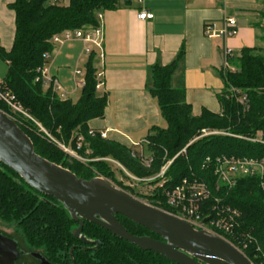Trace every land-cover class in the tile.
I'll use <instances>...</instances> for the list:
<instances>
[{
    "label": "trees",
    "instance_id": "16d2710c",
    "mask_svg": "<svg viewBox=\"0 0 264 264\" xmlns=\"http://www.w3.org/2000/svg\"><path fill=\"white\" fill-rule=\"evenodd\" d=\"M120 3L130 0H70L67 6L52 5L50 0H15L10 8L16 15V31L12 49L6 52L0 45V59L8 65L7 74L0 87L16 96L35 122L14 115L6 104L0 110L13 117L31 139L36 153L44 159L70 170L84 180L101 176L112 181L134 197L143 198L151 205L176 214L166 204L161 190L144 196L133 188L114 181L109 163L113 159L138 179L155 176L164 159H173L185 147L166 175L168 187L173 188L183 179L215 185L212 172L202 169L206 158L235 156L264 160V50L244 49L232 61L237 72L225 77V90L220 95V114L203 110L194 116L186 101L184 89L172 86V80L184 60L182 49L168 66L155 65L150 69V95L157 101L165 129L153 128L146 140L147 151L153 164L147 169L132 156L133 150L118 143L88 135V123L105 114L107 98L96 90L95 54L85 64V85L78 99L61 100L51 89H44L38 69L45 64L43 56L52 53V38L65 31L95 28L98 14L113 11ZM260 21L256 25L264 32V0H261ZM247 97V105L239 104L237 95ZM234 94V93H233ZM65 145L75 147V136L85 137L78 154L88 160L83 163L64 153L51 142L40 127ZM203 130H216L231 135H211L199 138ZM258 134L262 142H253ZM199 138V139H198ZM258 178H242L229 193L227 203L242 214V233H250L264 248V199ZM153 184H156L153 183ZM214 191V190H213ZM160 201L157 204L156 201ZM120 223L134 236L161 238L125 217L117 216ZM0 222L21 234L33 250L43 253L52 264H176L153 252H145L123 241L101 227L85 222L82 236L97 245H84L73 231L79 227L64 207L53 198L31 189L16 173L0 163ZM231 242L235 243L233 240ZM74 248L72 255L71 249ZM264 251V250H263ZM253 264H264V253L255 256L253 247L245 252ZM72 256V258H71Z\"/></svg>",
    "mask_w": 264,
    "mask_h": 264
},
{
    "label": "crops",
    "instance_id": "0c3cea01",
    "mask_svg": "<svg viewBox=\"0 0 264 264\" xmlns=\"http://www.w3.org/2000/svg\"><path fill=\"white\" fill-rule=\"evenodd\" d=\"M15 0H0V45L9 52L14 44L16 15L10 8ZM70 0H62L67 6ZM149 21L137 18L141 6L120 3L113 11L102 13V36L90 45L94 66L103 73L104 87L98 95L107 98L105 114L88 123V129L105 132L109 141L133 151L144 144L153 128L167 127L157 101L150 95V69L168 66L183 49L184 60L172 80L176 89H184L194 116L203 110L222 112L219 101L225 90L222 76L226 48L234 59L244 49L264 50V32L257 28L261 0H144ZM225 18L237 22V34L228 39H209L206 25H222ZM81 42L55 46L48 63L51 77L57 80L69 98L78 99L74 71H85L88 57ZM0 59V84L8 65ZM147 152V148L144 149ZM149 154V153H147Z\"/></svg>",
    "mask_w": 264,
    "mask_h": 264
},
{
    "label": "water",
    "instance_id": "95a60500",
    "mask_svg": "<svg viewBox=\"0 0 264 264\" xmlns=\"http://www.w3.org/2000/svg\"><path fill=\"white\" fill-rule=\"evenodd\" d=\"M0 163L34 191L59 202L79 224L73 234L84 245H97L95 249L101 245L81 235L85 222H89L142 251L153 252L176 264H253L224 239L195 230L186 221L132 196L109 180L98 176L84 180L39 156L17 122L1 110ZM117 216L125 217L161 240L132 235ZM72 263L75 264L73 260Z\"/></svg>",
    "mask_w": 264,
    "mask_h": 264
},
{
    "label": "built area",
    "instance_id": "2783aa9c",
    "mask_svg": "<svg viewBox=\"0 0 264 264\" xmlns=\"http://www.w3.org/2000/svg\"><path fill=\"white\" fill-rule=\"evenodd\" d=\"M130 1L136 2L138 5L141 6V10L137 14V18L139 20L149 21L154 18L153 14L145 10L144 0ZM209 1L214 2L215 0ZM50 4L62 5V0H50ZM97 17L100 20L102 18V14H98ZM102 32V27L99 24L95 28L65 31L61 34L55 35L52 38L51 42L54 47L70 42H81L84 46L83 53L87 57H89L92 54V48H90V45L93 44L96 46H100L97 40L102 36ZM236 34L237 22L233 18H225L221 26L216 23H211L206 25L204 28V35L209 39H228L234 37ZM43 59L45 61V64L42 68L38 69V73L40 76L36 79V81H42L44 89H51L52 92L57 95L59 99L63 101L68 100V94L60 86L57 80L51 77L50 75L48 63L51 59V53H45ZM233 60L234 56L232 54V51L226 48L224 53L222 76L225 77L229 73L237 72V68L232 63ZM103 76V73L96 74L97 91L102 90V88L104 87ZM84 77L85 71L79 69H76L74 71V83L76 88H80L82 90L83 86L85 85ZM230 92L233 96L237 95L239 104L243 106L247 105V97L245 95H238V92H236L233 88L230 89ZM0 102L6 104L14 115L22 116L26 119L35 122L34 119L24 109V107L19 103L16 96L8 91L3 90L1 87ZM11 118L14 119L13 117ZM40 129L51 142L55 143L68 156L82 162L85 161V159L79 156L77 152L85 144L84 135L78 134L75 136L74 140L76 148H73L70 145H65L56 141L51 134L46 132L41 127ZM88 135L92 137L99 136L103 140L107 139V134L105 132L97 133L96 131L89 130ZM211 135L231 134L223 131L203 130L199 138ZM251 140L253 142H262L260 134H258L256 139ZM147 145V140L144 142V144L138 145L140 150L134 151L132 153V156L138 159L144 168L149 169L153 164V158L151 154L145 153L144 149L147 148ZM188 146L185 147L180 153H178V155H176L173 159H164V164L160 168L159 172L155 176L148 179H138L134 177L122 165H120L113 159L107 158L101 159L99 161H105L109 164L119 166L126 173L128 180L130 179L132 182H137L138 184L148 183V185L153 186V192H155V190H161L162 196L165 198L167 206L174 210L176 214L163 209L161 210L186 221L187 223L192 225L195 230L205 231L207 233L216 235L224 239L225 241L233 245L236 249H238L245 256V252L251 249L252 247L255 250L256 257L257 254L264 253V248L256 242V240L252 237L250 233H242L240 231L242 214L239 210L230 206L226 201L229 193L237 186L238 181L242 178H258L260 180L259 187L264 199V160L238 158L235 156L226 155L215 158L208 157L204 161L202 169H209L212 172V175L216 180L213 189H211V187H209L206 182L197 179H194L192 181L188 179H183L173 188L168 187L166 175L169 172L174 161L179 156L186 154ZM155 182L156 184L154 186L153 183ZM120 183L125 187H133L130 184H125L123 181H120ZM115 186L119 189H122L117 185ZM145 202L150 204L146 200ZM156 203L160 204V201L158 200L156 201ZM231 240H233L235 243L231 242Z\"/></svg>",
    "mask_w": 264,
    "mask_h": 264
},
{
    "label": "flooded vegetation",
    "instance_id": "af4514ba",
    "mask_svg": "<svg viewBox=\"0 0 264 264\" xmlns=\"http://www.w3.org/2000/svg\"><path fill=\"white\" fill-rule=\"evenodd\" d=\"M5 229L13 232L10 234ZM15 234L21 236L0 222V264H52L43 253L30 248L22 236L23 243L18 242Z\"/></svg>",
    "mask_w": 264,
    "mask_h": 264
},
{
    "label": "rangeland",
    "instance_id": "374dc122",
    "mask_svg": "<svg viewBox=\"0 0 264 264\" xmlns=\"http://www.w3.org/2000/svg\"><path fill=\"white\" fill-rule=\"evenodd\" d=\"M145 153L147 154L148 151L145 152ZM83 159H85V158H83ZM87 162H88V160L85 159V161L83 163H87ZM109 165L111 167V171L114 174V181H116L118 183L120 181H123L125 184L132 185L133 186L132 188L136 191V193H139L141 195L149 196L150 194H152V192L154 190L153 186L148 185V183H140V184H138L137 182H132L130 179L128 180V177H127L126 173L119 166L114 165V164H109ZM110 182H112V181H110ZM153 185L155 186V184H153ZM141 200H144L145 201V199H143V198H141ZM6 232H8V233L11 234L13 231L6 230ZM14 237H16V239H17L18 242L23 243V240H22L21 236L15 234Z\"/></svg>",
    "mask_w": 264,
    "mask_h": 264
}]
</instances>
